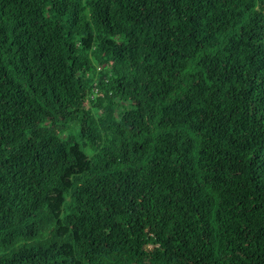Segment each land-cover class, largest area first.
<instances>
[{
    "label": "trees",
    "instance_id": "obj_1",
    "mask_svg": "<svg viewBox=\"0 0 264 264\" xmlns=\"http://www.w3.org/2000/svg\"><path fill=\"white\" fill-rule=\"evenodd\" d=\"M0 264H264V0H0Z\"/></svg>",
    "mask_w": 264,
    "mask_h": 264
}]
</instances>
